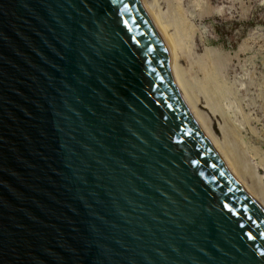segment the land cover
Segmentation results:
<instances>
[{
    "label": "water",
    "instance_id": "water-1",
    "mask_svg": "<svg viewBox=\"0 0 264 264\" xmlns=\"http://www.w3.org/2000/svg\"><path fill=\"white\" fill-rule=\"evenodd\" d=\"M0 264H264L142 0H0Z\"/></svg>",
    "mask_w": 264,
    "mask_h": 264
},
{
    "label": "rangeland",
    "instance_id": "rangeland-1",
    "mask_svg": "<svg viewBox=\"0 0 264 264\" xmlns=\"http://www.w3.org/2000/svg\"><path fill=\"white\" fill-rule=\"evenodd\" d=\"M150 1L154 2L142 0L148 13L146 5ZM166 1L155 0L165 16L169 15L167 12L170 11L171 5H177L191 29L190 57L194 58L192 61L205 59L209 54L216 56L213 58L210 55L215 62L222 61L221 65L219 64V78L226 90L220 103L218 102L222 113L217 112L215 120L212 113L203 110L208 117H205L206 124L207 120L211 124L213 137L216 139L218 136L219 141L226 140L219 130L218 124L224 125L220 114L242 127V136L251 143L249 146H255L250 147L253 151H246L247 162L250 166L260 169L258 175L264 177V166L261 165L264 158V0ZM149 17L151 18L150 13ZM193 64L190 63L192 68L190 67L189 77L197 86L204 81V75ZM196 93L203 103L205 98L199 89ZM234 177L246 188L244 181Z\"/></svg>",
    "mask_w": 264,
    "mask_h": 264
},
{
    "label": "bare ground",
    "instance_id": "bare-ground-1",
    "mask_svg": "<svg viewBox=\"0 0 264 264\" xmlns=\"http://www.w3.org/2000/svg\"><path fill=\"white\" fill-rule=\"evenodd\" d=\"M150 2H146L147 9L149 10L152 18L150 19L153 21L152 23L160 34L167 49L169 69L183 102L190 111L204 136L208 139V141L210 140L209 142L222 159L226 168H229L228 171L233 176H236L244 181L243 184L246 186V188L244 187L245 190L247 189V192L264 210V177H260V175H258V170L260 169H257L252 165L250 166L247 162V157H245L247 154L246 151L251 149V146H255H249L251 143L247 142L242 136L243 128L234 124V122L230 121V119H227V116H224V114H220L224 125L223 123L222 125L218 124L219 130H221L222 137L226 140L219 141L217 140L218 136L216 139L213 137L214 133L211 131V124L208 123V120L206 124V118L208 119V117L205 116L206 113L203 110H208L212 113L213 119H215L217 112H221L218 108V104L226 93L224 85L220 82L219 78V64L221 65L220 62L222 61H216V63L215 60L211 58L213 57L211 54H209V56L207 55L208 57H205V59L194 60L195 62L192 61L194 58L190 57L191 29L186 23L187 21L184 19L180 8L177 5L169 4L171 5L170 11H166L169 15L165 16L166 14L161 11L155 0L154 2ZM166 2H168V0ZM193 62L196 69H200L204 75V81L201 84L199 83V85H197L198 87L192 83L189 77L190 67ZM198 89L202 94V97L205 98L203 103L200 101L198 93H196V90ZM250 151L253 150L251 149ZM254 157H256V155H254ZM262 162L263 164L261 165L264 166V158L262 159Z\"/></svg>",
    "mask_w": 264,
    "mask_h": 264
}]
</instances>
